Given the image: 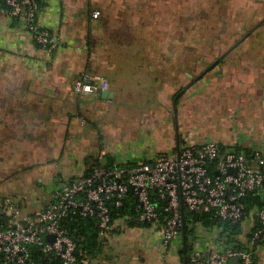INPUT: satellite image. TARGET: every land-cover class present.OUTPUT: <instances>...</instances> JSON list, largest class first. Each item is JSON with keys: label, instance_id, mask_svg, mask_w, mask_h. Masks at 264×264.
I'll return each instance as SVG.
<instances>
[{"label": "crops", "instance_id": "1", "mask_svg": "<svg viewBox=\"0 0 264 264\" xmlns=\"http://www.w3.org/2000/svg\"><path fill=\"white\" fill-rule=\"evenodd\" d=\"M39 1V27L59 39L52 53L0 1V215L9 222L45 210L65 182L103 160L133 167L203 142L264 149V37L212 66L232 19L263 18L264 0ZM220 16L229 19L218 41L192 46L193 23ZM83 73L102 76L111 96L76 95ZM187 227L164 246L157 228L117 220L96 262L188 264L217 236ZM262 261L264 247L253 264Z\"/></svg>", "mask_w": 264, "mask_h": 264}, {"label": "built area", "instance_id": "2", "mask_svg": "<svg viewBox=\"0 0 264 264\" xmlns=\"http://www.w3.org/2000/svg\"><path fill=\"white\" fill-rule=\"evenodd\" d=\"M0 1L11 18L25 23L36 45L48 53L58 48V37L38 25L39 0ZM91 16L97 19L100 12ZM107 88L102 76L89 73L81 74L72 84L78 96ZM130 195L136 204L134 220L160 230L164 246L182 234L184 210L210 213L241 226L243 234L234 243L226 242L228 234L215 230L213 250L207 253L196 246L188 264H229L234 260L253 264L256 252L264 247V149L240 152L236 147L203 142L179 146L173 154L159 155L152 163L133 167L113 163L110 168L97 167L90 175L65 182L47 209L24 219L16 215L0 229V264H46L31 258L32 246L62 264H76V245L61 228V219L69 211L83 218L96 216L99 235L106 239L112 228L106 203L112 201L119 208ZM47 236H52V241H46Z\"/></svg>", "mask_w": 264, "mask_h": 264}, {"label": "trees", "instance_id": "3", "mask_svg": "<svg viewBox=\"0 0 264 264\" xmlns=\"http://www.w3.org/2000/svg\"><path fill=\"white\" fill-rule=\"evenodd\" d=\"M228 19L229 18H221V16L218 18H198V20L193 23L195 32L198 30L203 35L201 37L203 39L202 46H208L210 41H218L221 36L219 31L226 30V27L228 26L225 24L224 26H221V23L225 22V20ZM237 20L238 19L234 21ZM112 164L106 166L105 168H110ZM97 167H101V165L99 163H95L94 165L90 166L86 175H90L93 172V169ZM106 206L110 211L111 226H113L115 222L120 219L125 220V222H127L128 224H138L134 220L136 216L135 198H133L131 195L125 200L123 206L119 208H116L112 201H108L106 203ZM8 223V219H5L0 215V229L2 227H7ZM189 225H199L205 229L211 230H222V235L228 234V237H224L226 242L229 241L234 243V239L237 236L243 234L240 225H231L229 222L217 219L210 213H203L198 215L184 210L185 232H189L187 227ZM60 226L68 233V235L73 239L76 245V264H83L82 261H87V264H98L96 261L100 258L102 248L106 242V239H102L99 235L96 216H93L92 218H83L69 211L66 216L61 219ZM143 226L148 225L143 224ZM229 235L231 236L229 237ZM29 249V255L35 261L46 264H62V262L58 258L54 256H45L34 246L30 247ZM229 264H234V262H229Z\"/></svg>", "mask_w": 264, "mask_h": 264}, {"label": "rangeland", "instance_id": "4", "mask_svg": "<svg viewBox=\"0 0 264 264\" xmlns=\"http://www.w3.org/2000/svg\"><path fill=\"white\" fill-rule=\"evenodd\" d=\"M232 19V18H230ZM238 18H233L232 20H236ZM264 19V16L263 18H243V20L240 22L238 19L237 21H234L233 24L231 26H229V30L228 33L230 32L231 36L232 37H225L223 39V44L220 45H216L214 48L216 49H220L221 48V51L220 52H226L227 49V46H230V45H234L236 42H238V40H240L244 34L251 30L255 25H257L260 21H262ZM193 38L190 39V42H191V45L194 46L195 48H197V46H200V44L202 45V33H200L199 31H197L196 33H193ZM264 37V22L262 25H260V27H258L247 39H245L244 41H242V43H240L238 46H245L246 44H253L256 40H259L261 38ZM213 43V41H210L208 46H210L211 44ZM190 45V47H191ZM207 46V48H208ZM211 50L208 49H204L202 50V55L200 57L201 60H204V58H206V60L210 57H213L212 55L208 54V52H210ZM229 55V54H228ZM220 56V55H219ZM218 56V57H219ZM209 61V60H207ZM235 133L234 134H231L229 132L226 133L225 135V138L228 139L229 136H236L238 137L239 136V132L238 131H234ZM250 133H254V132H250ZM248 135V138L251 137V134H247ZM254 135V134H253ZM260 264H264V261L260 262Z\"/></svg>", "mask_w": 264, "mask_h": 264}, {"label": "water", "instance_id": "5", "mask_svg": "<svg viewBox=\"0 0 264 264\" xmlns=\"http://www.w3.org/2000/svg\"><path fill=\"white\" fill-rule=\"evenodd\" d=\"M263 22H264V19L262 20V21H260L257 25H255L251 30H249V31H247L245 34H244V36L240 39V40H238V42H236L229 50H227L223 55H221L213 64H212V66H214L217 62H219V61H221L232 49H234V48H236L240 43H242V41H244L245 39H247L258 27H260V25H262L263 24ZM108 95H110L111 96V93L108 91V90H105V91H103L102 92V96L103 97H106V96H108ZM176 107H175V105H174V107H173V112L175 113L176 112ZM101 165L102 166H105L106 165V160H103L102 162H101ZM181 211L183 212V207L181 208ZM183 231H184V227H182V234H184L183 233ZM183 237H184V235H183ZM52 236H47L46 237V241H52ZM231 262H234V263H238V261L237 260H234V261H231Z\"/></svg>", "mask_w": 264, "mask_h": 264}]
</instances>
